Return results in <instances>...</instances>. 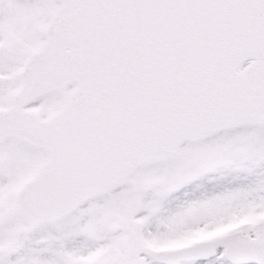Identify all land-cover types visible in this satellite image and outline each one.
Returning <instances> with one entry per match:
<instances>
[{"label":"snow or ice","instance_id":"snow-or-ice-1","mask_svg":"<svg viewBox=\"0 0 264 264\" xmlns=\"http://www.w3.org/2000/svg\"><path fill=\"white\" fill-rule=\"evenodd\" d=\"M0 264H264V0H0Z\"/></svg>","mask_w":264,"mask_h":264}]
</instances>
